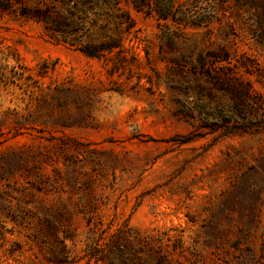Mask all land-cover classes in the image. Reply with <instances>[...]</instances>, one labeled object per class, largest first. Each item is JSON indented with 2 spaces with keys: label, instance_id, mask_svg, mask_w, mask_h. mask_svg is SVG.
Segmentation results:
<instances>
[{
  "label": "rangeland",
  "instance_id": "rangeland-1",
  "mask_svg": "<svg viewBox=\"0 0 264 264\" xmlns=\"http://www.w3.org/2000/svg\"><path fill=\"white\" fill-rule=\"evenodd\" d=\"M0 264H264V0H0Z\"/></svg>",
  "mask_w": 264,
  "mask_h": 264
},
{
  "label": "trees",
  "instance_id": "trees-1",
  "mask_svg": "<svg viewBox=\"0 0 264 264\" xmlns=\"http://www.w3.org/2000/svg\"><path fill=\"white\" fill-rule=\"evenodd\" d=\"M85 54L89 57H95V55H93V53H90L88 49H86Z\"/></svg>",
  "mask_w": 264,
  "mask_h": 264
}]
</instances>
